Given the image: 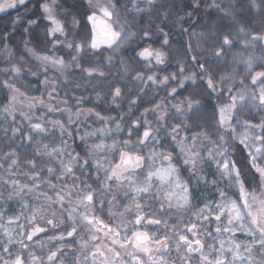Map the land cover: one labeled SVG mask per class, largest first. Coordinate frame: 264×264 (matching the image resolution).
<instances>
[{
	"label": "snow or ice",
	"instance_id": "1",
	"mask_svg": "<svg viewBox=\"0 0 264 264\" xmlns=\"http://www.w3.org/2000/svg\"><path fill=\"white\" fill-rule=\"evenodd\" d=\"M29 3L30 0L0 2V12L6 8L25 9L23 14L18 12L12 26L26 20V34L39 19L47 21L45 44L51 43V49L41 53L29 47V40L24 41L25 50L38 62L33 65L22 54L18 59L13 55L7 31L0 36V54L6 60L0 68V74H6V78L0 76V89H7L9 94L8 104L2 109L4 121L12 117L13 125L17 123L16 103L26 104L29 109L20 111L29 131L10 126L11 140L19 134L21 142L14 147L10 144L11 150L0 156V201L21 202V211L15 216H8L0 203V264H66L67 257L72 258V264H175L168 259L173 251L180 264H264V56L235 53L232 71L217 80L209 61L201 62L193 54L191 65H187L192 68L190 73L186 71V61L177 59L179 73L161 77L157 73L163 69L157 66L165 65L168 59L161 48L169 44V33L163 31L162 24L172 17L174 26L183 27L181 22L186 17L190 21L195 11H188L186 17L173 13L165 0H41L39 11L43 15L34 19ZM191 7L197 9L198 0H193ZM211 7L220 14L221 21L231 20L233 24L242 16L254 19L258 15L260 34L248 39V32L243 28L238 31L245 37L241 41L245 48L264 41V0H213ZM140 13L163 15L164 20L156 28L163 33L161 48L149 44L132 57L135 65L146 62L151 74L130 66L123 58L119 69L123 70L121 75L131 76L134 81L162 86L167 95L131 119L126 136L120 135L123 117L117 121L91 108L73 109L67 99L63 108L53 105L51 101L60 99V77H65L69 68L79 69L92 79L111 74L110 68L105 70L103 64L91 59L102 54V45L110 50L104 59L111 66L114 55L135 37L151 40L154 33L150 28L142 33L133 28V14ZM69 21L72 28L81 29L76 33L78 40L68 39ZM211 33L215 36L211 44L214 56L223 59L235 34L220 26H214ZM61 44L73 51L71 62L56 55ZM238 65H243L242 72L237 70ZM49 69L60 76L49 77ZM24 72L33 76L43 73L41 84L46 98L43 93L29 97L20 90L16 81ZM189 81L192 90L184 95L181 90L189 87ZM109 86L111 102L119 105L125 95L124 85L109 82ZM196 92L199 95H193ZM128 95L131 97V93ZM81 102L82 98L77 100V104ZM136 103V98L129 99L130 110ZM210 103L214 106L209 121L205 106ZM37 106L46 112L37 115ZM253 110L261 116L258 124L241 119L242 113L251 115ZM57 112L66 113L67 120L63 115L48 116ZM90 115L103 123L80 133ZM113 124L115 127H110ZM72 125H76L75 133ZM56 130L61 134L59 143L55 142ZM187 132H191L190 137L181 134ZM48 136L52 140L41 143ZM169 137L179 149L183 170L191 173L187 181L173 159L174 150H169ZM76 138L85 145L82 152L71 149L69 139ZM34 142L37 146L33 148ZM236 142L247 152L244 166L231 154ZM21 148L32 149L42 159L23 156L27 165L24 167L20 163ZM213 166L227 188L217 186L216 195L206 198L197 208L189 185H218L219 181H209L205 173ZM249 176L255 185L252 188L248 187ZM32 200L39 201V206ZM25 210H30L31 215H25ZM49 210L50 216L46 214ZM37 216L42 224L36 223ZM48 226L52 232L46 239L58 243L49 246L43 240L37 241L41 249L37 251L34 237L48 233ZM77 243L79 247L71 251Z\"/></svg>",
	"mask_w": 264,
	"mask_h": 264
},
{
	"label": "trees",
	"instance_id": "2",
	"mask_svg": "<svg viewBox=\"0 0 264 264\" xmlns=\"http://www.w3.org/2000/svg\"><path fill=\"white\" fill-rule=\"evenodd\" d=\"M41 0H30L28 8L31 10V18L42 17V13L39 11V3ZM71 3V0H68ZM121 2H127V0H121ZM165 2L171 5V11L173 13H179L180 15H184L186 17V13L188 11H195V14L191 17L189 21L187 17L181 22L183 27L179 25L174 26L175 20L174 18L170 17L167 22L162 24L163 31L169 33V44L163 46L162 45V38L163 33L157 32L156 28L161 22L164 20L163 15L157 16L156 13H140V14H133L135 15V21L133 23V28L138 33H142L145 29H151L154 33L150 41L141 40L139 36L135 37L133 41L128 42L124 48L120 49L113 57L112 65L110 66L104 57H106L110 50L106 48V46H101L102 54H98L97 56H93L91 59L93 63L103 64L105 70L110 68L111 74H106L105 77H96V79H92L87 77L86 74L80 72L79 69L74 68L69 74L66 76L67 78L60 77L59 84H58V92H59V100H53L51 103L58 107H65L64 100L67 99L69 102V106L73 109L75 108H82V109H93L94 112L99 113L103 117L114 118L115 120L119 121L121 117L124 118L122 122V127H124L123 133L120 134L122 136L127 135L128 125L131 122V119H135L136 117L140 116L142 112L146 108H151L153 101H161L167 93L160 85H152L151 82L147 84H142L139 81L132 80L131 76H123L121 75V70L119 69L121 58L125 60L130 66L139 67L144 69L146 74H151L148 72L146 67V62H141L139 65H135L132 61V57L135 56V53L140 50L141 47L149 46V44L154 48H161L162 51L165 52L166 57H168L167 62L165 65L157 66L162 68L163 70L158 72L157 74L161 77L164 75H170L173 72L179 73L180 64L177 63V59L185 60L186 61V71L189 73L192 71V68H188L187 65H191L192 63V55L195 54L198 58H201V62L204 60H208L209 63L213 66V71L215 73L216 79L219 80L221 72L226 68L227 65V50L223 57V59H217L214 56V49L211 47L212 41L215 39V36L212 35L211 29L214 26H220L223 31L228 32L229 34L236 33V25L233 24L229 20L221 21L218 17L219 15L213 12L209 8V0H199L197 9H193L191 7L190 0H165ZM159 3V0H158ZM35 5V7H33ZM18 12L23 14L25 9L20 7L18 9H9L4 13L0 14V36L7 31L9 36L8 44L13 53V55L19 58V55L22 54L28 61H30L33 65H37L38 62L34 60L32 57L29 56L27 51L24 47V41L27 39L30 41L29 47H33L38 51H43L48 49L51 46V43L45 44V26L47 25V21L43 20L42 18L38 20L37 25L32 26V30L30 34H26L24 28L27 27V21L22 20L19 24L13 28V21L17 17ZM243 28L249 35H258L261 32V20L258 15L255 18L244 17L242 20ZM68 28L71 31L68 33V38L72 39H79L80 37L76 36V33L80 32V28H72L71 23L69 21ZM184 29H188L187 32ZM222 39V38H221ZM3 48V44L0 43V49ZM192 49L189 52V49ZM254 53L257 57L264 56V41H259L254 46ZM185 53L187 56L185 57ZM136 59H139L138 57ZM86 66L87 62L83 61ZM6 64L5 57L0 54V68H3ZM195 66H193L194 68ZM119 69V71H118ZM199 71L198 68L195 69ZM49 76V74L47 73ZM134 75V73H133ZM2 78H6V74H0ZM57 76V75H53ZM147 75H145V80ZM44 79L43 73L39 76H33L30 72H24L22 77L16 81L17 86L20 88L21 91L25 92V94L29 97H40L39 94L43 93L44 97L46 98L47 92L44 90L41 81ZM109 82H118L124 85L125 88V95L123 100L119 103V105L114 104L111 102V91ZM200 82L198 81V84ZM77 84L80 86L77 87ZM189 87L185 90H181L182 94L186 95L189 91L192 90L191 82H188ZM206 87V85H205ZM143 89V91H141ZM7 89H0V111L2 107L5 105L7 101ZM99 93V98L98 94ZM129 93H131V97H129ZM193 95H199L198 92L193 93ZM136 98L137 103L133 106H129V99ZM82 98V102L77 104V100ZM226 99V97H225ZM214 104L210 103L209 105L205 106V111L207 116L211 118L212 114V107ZM169 107H171L169 105ZM174 111V110H172ZM37 113V112H36ZM149 119H152V114L149 113ZM91 120L95 126H101L103 123L102 121H98L95 115H90L88 121ZM171 123V121H169ZM17 127L22 128L24 132H28L25 127V123L21 120L17 121ZM114 125V124H113ZM111 126V125H110ZM8 129V132L5 133V129ZM142 131V129H141ZM57 133V134H56ZM55 133L56 143H59V134L58 132ZM182 135L191 136V132L181 133ZM6 136L8 139H6ZM12 132L11 128L7 125L0 124V156H3V153L10 151L9 145L11 144L13 147L15 145L20 144L21 139L19 134L15 140H11ZM67 138V137H65ZM135 139V136H133ZM52 140V136H48L41 141V143H47ZM175 142L171 140L169 137L167 140V145L169 146V150L173 151V159L176 161L177 166L182 170L181 175L184 176L186 180L189 179L191 173L188 171H184V164L182 159L180 158V152L177 154V148L174 144ZM207 143V142H206ZM69 144L71 149L75 152H82L83 149L81 145L76 143L74 140L69 139ZM37 145L35 142L33 143V148ZM206 151V149L204 150ZM22 158L20 163L24 165L23 156L27 157H34L37 160L42 159L41 157L35 156L32 149L25 150L21 148ZM231 154L233 158L237 161V163L241 166H244L247 161V152L243 149V146L239 143H235L233 149L231 150ZM7 167V164L4 165ZM27 167V165H24ZM250 167V166H249ZM214 170L211 168H206L205 173L207 175V179H213L215 177ZM252 175H255L253 172ZM54 179V177H53ZM210 180V181H211ZM249 184L248 187L252 188L255 185L252 183V177H248ZM258 183V178H257ZM191 192L193 194L194 203H197L202 198L204 192H210L212 195H216V187L211 185H204L200 183L196 185L195 182L190 183ZM219 187H224L222 183H219ZM43 187L47 188V185H43ZM238 195V193H236ZM7 195V193H5ZM3 210L5 211L8 206H13L17 203V201H7L3 202ZM49 216L51 215V211L48 212ZM43 222H39L42 224ZM31 227V225L29 226ZM48 233H40L38 236L34 237V243L39 240L42 236H48L51 234L52 229L50 226ZM50 246V245H49ZM74 247V245L72 246Z\"/></svg>",
	"mask_w": 264,
	"mask_h": 264
},
{
	"label": "rangeland",
	"instance_id": "3",
	"mask_svg": "<svg viewBox=\"0 0 264 264\" xmlns=\"http://www.w3.org/2000/svg\"><path fill=\"white\" fill-rule=\"evenodd\" d=\"M199 1V0H198ZM0 2H3V0H0ZM190 2H191V4L193 3V0H190ZM212 3H213V0H209V2H208V6H209V8L213 11V12H215L216 14H218V15H220L213 7H211V5H212ZM7 10H9L8 8H6L5 9V11H3V12H0V14L1 13H4V12H6ZM243 16L242 17H240V19H239V21L237 22V23H235V25H236V33H235V36H234V41H233V45H232V47L230 48V49H227V56H228V58H227V65H226V68L221 72V74H220V76L221 75H227L229 72H231L232 71V59H233V55L235 54V53H237V52H240V53H243L244 55H247L249 52H251V53H253L255 56H256V54L254 53V46H252V47H249V48H245L244 47V45L241 43V41L243 40V39H245V37L243 36V35H241V34H239V29L240 28H243V25H242V20H243ZM229 21H231V20H229ZM232 22V21H231ZM244 29V28H243ZM245 30V29H244ZM246 31V30H245ZM248 39H251V35H249L248 37H247ZM65 38L63 37V36H61L60 37V40L61 41H63ZM69 40H73L72 38H68ZM49 49H51V46L48 48V49H46V50H43V51H39V52H41V53H45V52H48L49 51ZM56 51V55H58V56H60V57H62V58H64V60H65V62L67 63V62H71V55L73 54V51L72 50H70V49H68L67 47H65V46H63L62 44L61 45H58L57 46V49L55 50ZM30 56V55H29ZM30 57H32V56H30ZM33 58V57H32ZM34 59V58H33ZM35 60V59H34ZM74 68H69L68 70H67V72L65 73V77L69 74V72H71L72 70H73ZM121 70V72L123 71L122 69H120ZM237 70L238 71H243V65H238L237 66ZM256 70H260L259 68H257ZM48 74H49V77H53V75H57V76H60V74L58 73V72H55V70L54 69H49L48 70V72H47ZM65 77H63V78H65ZM237 86H239V79H237ZM7 94H8V92H7ZM40 96H41V94H39ZM47 97V96H46ZM7 101H6V103H5V105L6 104H8V100H9V94H8V96H7ZM21 101H23L24 100V97H20L19 98ZM53 102V101H52ZM53 104V103H52ZM4 105V106H5ZM3 106V107H4ZM3 107H2V109H3ZM14 107L16 108V109H18L19 111H17L16 113H15V115H16V120L17 121H19V120H21L22 122H24L25 123V127H26V129L29 131V129L27 128V121H25V120H23V117H21L20 116V111H23V112H28L29 111V109H28V107L26 106V104H22V103H16L15 105H14ZM36 112H37V115H39V113L41 112V111H45L46 112V109H42L40 106H37V108H36V110H35ZM56 116V117H59V116H61V115H63L64 116V119H65V121L67 120V114L66 113H60V112H57V113H48V116ZM244 118H248V119H251V121H252V123H259L260 122V120H261V116L260 115H257L256 113H255V110H253V112H252V114L251 115H249L247 112H244V113H242V115H241V119L243 120ZM33 119L35 120V117H33ZM88 119H89V117L87 118V122H86V124H84L83 126H81V128L79 129V132L80 133H83V132H85V131H87V130H89V126H91V128L92 129H95V128H97V127H100V126H95V124H93L92 123V121L91 120H89L88 121ZM0 124H3V125H7V126H14V127H17V124H15V125H13V119H12V117H9L8 118V120L5 122L4 121V114L2 113V110L0 111ZM123 126V125H122ZM49 127H51L50 125H49ZM72 127V131L75 133L76 132V125H72L71 126ZM110 127H115V125H111ZM123 128V131H124V127H122ZM143 130V129H142ZM56 132H58V134H59V136L61 135L60 134V132H59V130H56L55 131V133ZM123 133V132H122ZM121 133V134H122ZM57 134V133H56ZM44 140V139H43ZM74 141L76 142V143H78V144H80L81 145V148L82 149H84V147H85V145L83 144V142L81 141V140H79L78 138H76V139H74ZM109 143H110V141H108ZM238 143V142H237ZM175 144V143H174ZM176 145V144H175ZM243 146V145H242ZM177 148V147H176ZM148 152V150L146 149L145 150V153H147ZM177 154H179V149L177 148ZM184 168H185V166H184ZM212 170H214L215 172H214V175H215V177L213 178V179H215V180H217V181H219V183H222L223 185H224V188H227V183H226V181H224L217 173H216V169H215V167L213 166L212 167ZM182 176V178H184V176L183 175H181ZM20 179H25L24 177H20ZM55 179V178H54ZM53 179V180H54ZM185 179V178H184ZM212 179V180H213ZM186 180V179H185ZM209 181L211 180V179H208ZM211 180V181H212ZM187 181V180H186ZM211 186V184H208V187H210ZM215 187H217V186H215ZM229 195H232V192H229ZM214 197V195H212L210 192H204V194L202 195V198L199 200V201H197V203H194V200H192V203H193V205H195V207H197V208H199V207H201L202 206V201H204L206 198L207 199H212ZM27 199V198H26ZM31 203L32 204H34V205H37V206H39V201H37V200H32L31 201ZM3 210V209H2ZM5 211H7V213H8V216H15V215H19V213H20V211H21V202H17L15 205H13V206H8L7 207V209L5 210ZM50 211V210H49ZM48 211V212H49ZM47 215L49 214V213H46ZM25 215H31V211L30 210H25ZM105 215H107V213L105 212ZM5 219H7V217H5ZM26 225H27V221H23ZM39 222H41V220H40V218H39V216H37V220H36V223H39ZM28 227L30 226V225H27ZM239 235V234H238ZM46 237L47 236H42V237H40L39 238V240H37V241H40V240H43L44 241V243L46 244V245H51V244H55V243H58V242H56V241H48L47 239H46ZM78 239V238H77ZM36 241V242H37ZM105 243H107V241H105ZM34 246H35V248H36V250L37 251H41V249H40V246H39V243H34ZM79 247V243H77V244H75L74 245V247H72V249H71V251H76V249ZM69 249H65V251H68ZM45 251H46V249H45ZM168 259L170 260V261H175V264H180V260H179V258L176 256V254H175V251H173L169 256H168ZM66 264H72V258L71 257H67L66 258ZM193 264H195V261L193 262Z\"/></svg>",
	"mask_w": 264,
	"mask_h": 264
}]
</instances>
